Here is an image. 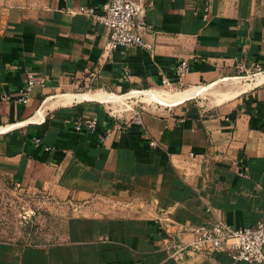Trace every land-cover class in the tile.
Here are the masks:
<instances>
[{"label": "crops", "instance_id": "1", "mask_svg": "<svg viewBox=\"0 0 264 264\" xmlns=\"http://www.w3.org/2000/svg\"><path fill=\"white\" fill-rule=\"evenodd\" d=\"M106 1L0 0V178L81 205L63 242L0 241V264H245L215 252L170 258L164 224L264 220V0H151L150 30L139 31L153 51L107 55L106 29L69 12L100 15ZM182 61L189 70L178 79ZM28 74L44 85L22 104ZM163 79L208 90L249 83L208 114L193 97L113 112L112 96L155 91ZM80 119L97 121L94 134L74 131Z\"/></svg>", "mask_w": 264, "mask_h": 264}, {"label": "built area", "instance_id": "2", "mask_svg": "<svg viewBox=\"0 0 264 264\" xmlns=\"http://www.w3.org/2000/svg\"><path fill=\"white\" fill-rule=\"evenodd\" d=\"M151 0H107L102 6V13L96 14L92 8L79 7L69 10L71 14H80L88 17L106 29L107 41L102 53L109 54L119 47H140L152 52L154 44L148 42L139 30L150 28L144 23V16ZM137 27L138 31L134 28ZM155 34V32H153ZM188 64L182 61L176 68V76L180 79L188 72ZM128 77L127 74H125ZM44 80L28 74L25 84L20 90L19 103L26 104L30 93L35 86H43ZM161 87L172 89L176 86L166 79L162 80ZM134 121L141 124L136 116ZM97 121L77 120L73 129L76 133L87 132L94 134ZM104 135L102 141L106 140ZM39 144L40 140H36ZM155 146L154 142L150 143ZM48 149V148H46ZM164 249L170 258L182 259L184 254H227L233 262L245 264H264V220L254 226L234 229L222 221L214 223L210 228L191 226L169 222L164 224Z\"/></svg>", "mask_w": 264, "mask_h": 264}, {"label": "rangeland", "instance_id": "3", "mask_svg": "<svg viewBox=\"0 0 264 264\" xmlns=\"http://www.w3.org/2000/svg\"><path fill=\"white\" fill-rule=\"evenodd\" d=\"M245 83L249 81L216 84L201 95L191 98L187 103L200 105L201 109L206 111L205 114L212 113L219 103L226 100L225 93L233 89L241 90ZM185 89L188 88L159 87L155 91L172 95ZM142 96L129 95L120 99L113 112L140 115L144 112H158L168 108L146 100ZM80 206V204L52 199L44 193L26 190L0 178V241L25 246H50L63 242L67 220L81 214Z\"/></svg>", "mask_w": 264, "mask_h": 264}, {"label": "bare ground", "instance_id": "4", "mask_svg": "<svg viewBox=\"0 0 264 264\" xmlns=\"http://www.w3.org/2000/svg\"><path fill=\"white\" fill-rule=\"evenodd\" d=\"M264 81V76L262 77H258L256 79V84L260 83ZM213 87V86H212ZM204 90H208V89H188V90H184V91H181V92H178V93H174L172 95H164L162 92H159V91H147V92H144V93H131L129 95H143L142 97L146 100H149V101H152V102H155V103H161V104H164V105H173V104H177V103H180L182 102L183 100L187 99V98H191V97H194L195 95H197L198 93H202ZM239 91V90H238ZM237 93V92H236ZM235 92L234 93H231L229 95H225L224 97L227 98L229 96H232V95H235L236 94ZM99 96V95H98ZM127 97H129L127 95ZM112 100H113V103H117L120 98L119 97H111Z\"/></svg>", "mask_w": 264, "mask_h": 264}]
</instances>
